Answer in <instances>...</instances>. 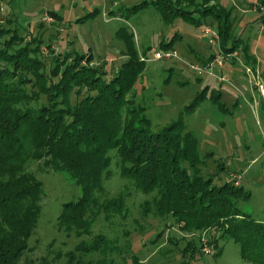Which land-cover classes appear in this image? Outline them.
Wrapping results in <instances>:
<instances>
[{"label": "rangeland", "instance_id": "374dc122", "mask_svg": "<svg viewBox=\"0 0 264 264\" xmlns=\"http://www.w3.org/2000/svg\"><path fill=\"white\" fill-rule=\"evenodd\" d=\"M141 1L0 0V26L14 31L31 49L38 44L35 57L42 62L45 73L57 59L83 56L87 65L106 80L127 61L125 47L115 32L122 29L131 34L133 51L139 61L145 62L127 97L144 109L143 115L154 132L180 120L196 140L200 175L214 186L237 184L248 194L247 199L237 201L238 210L264 225V56L259 54L264 52V0L213 3L229 26L228 42L238 44V56L229 70L215 66L208 70L215 78L197 75L188 66L203 68L210 56L220 52L218 41L201 38L198 33L208 27L216 33L217 22L206 17L192 24L178 18L164 25L152 7L127 17L117 16L118 9H128ZM43 16L52 23H42ZM170 40L168 50L160 48V44ZM163 52L171 54L170 58L154 60V53ZM248 59L255 65L248 64ZM220 77L225 81L220 82ZM92 94L81 86L68 95L69 105ZM199 94L201 101L192 105ZM211 95L218 96L220 107L211 101ZM44 102L43 97H38L29 106L36 108ZM190 105L193 108L188 109ZM107 156L109 175L102 183L104 197L113 199L122 194L126 217L106 223L99 216L91 234L114 242L112 264H130L132 258L138 264H246L238 257L237 244L216 239L219 234L215 231L181 232L169 218L145 215L143 204L149 197L136 192L129 180L119 176L114 150ZM36 165L30 163L29 171L41 184L43 197L35 227L26 242L31 253L24 259L45 257L47 264H64V253L81 240L88 243V238L66 236L56 226L61 205L75 202L80 191L65 174L44 172ZM214 238L215 246L209 244Z\"/></svg>", "mask_w": 264, "mask_h": 264}, {"label": "trees", "instance_id": "16d2710c", "mask_svg": "<svg viewBox=\"0 0 264 264\" xmlns=\"http://www.w3.org/2000/svg\"><path fill=\"white\" fill-rule=\"evenodd\" d=\"M213 3L215 0H143L118 9L117 16L152 7L164 25L178 18L198 24L199 18L210 17L217 22L220 51L232 53L238 44L228 42L229 26ZM10 32L0 26V264H18L20 259V264H47L45 257L24 259L31 253L26 242L43 197L41 184L29 171L30 163L44 172L65 174L79 188L75 202L61 205L56 226L66 236L88 238V243L81 240L64 253V264H112L114 242L91 234L99 216L106 223L126 217L122 194L104 197L102 183L109 175L107 153L111 150L119 161V176L149 197L143 204L145 215L169 218L181 232L215 231L219 234L216 239L237 244L241 262L264 264V225L237 208V201L247 199L248 194L235 183L214 186L204 179L198 168L196 140L180 120L154 132L144 109L127 97L144 64L133 51L131 34L122 29L115 32L127 61L106 80L83 56L57 59L45 73L35 57L38 44L31 49ZM171 44L172 40L160 48L168 50ZM81 86L93 94L70 106L68 95ZM38 97L45 104L31 108L29 104ZM201 99L197 95L192 105ZM210 99L219 106L217 95ZM216 239L209 244L215 246ZM130 264L138 263L132 258Z\"/></svg>", "mask_w": 264, "mask_h": 264}, {"label": "built area", "instance_id": "2783aa9c", "mask_svg": "<svg viewBox=\"0 0 264 264\" xmlns=\"http://www.w3.org/2000/svg\"><path fill=\"white\" fill-rule=\"evenodd\" d=\"M41 22L44 23V24H48V23H52V20L50 18H48L47 16H43L41 18ZM198 33H199V36L201 38L210 37L211 39H214V40L217 41L216 33L213 32V30L211 28L209 29V27L208 28H204V29L201 28ZM170 56H171V54H168L167 52L154 53V60L168 59V58H170ZM237 56L238 55L235 52H232L230 54L218 53L217 55L213 56V58L211 59V61L209 62V64L206 67L203 66V68H200V67H198L196 65H189L188 68L191 71H194L195 73H197V75H199L201 73V74H206L208 76H212L208 72V70L209 71L211 70L212 66H216L218 68H221L224 63H227L230 60H235V58ZM142 61L145 62V60H142ZM219 80L221 82H224L225 81V79L223 77H220ZM202 252H203V254H206L207 253V251L204 250V249L202 250Z\"/></svg>", "mask_w": 264, "mask_h": 264}, {"label": "crops", "instance_id": "0c3cea01", "mask_svg": "<svg viewBox=\"0 0 264 264\" xmlns=\"http://www.w3.org/2000/svg\"><path fill=\"white\" fill-rule=\"evenodd\" d=\"M263 14H264V12H263ZM261 23H262V21H261ZM261 28V27H260ZM257 50V49H256ZM233 52H235L237 55H238V51L236 50V51H233ZM219 53H222V54H224L222 51H220ZM227 54H230V53H227ZM259 54H261V55H263L264 56V52H260L259 51ZM213 58V56H210L207 60H206V62H205V64L203 65V66H207L208 64H209V62L211 61V59ZM249 61H248V64H250V65H255V61L253 62L251 59H248ZM233 64H235L234 63V60H230V61H228L227 63H224L223 65H222V67L221 68H218V67H216L217 69H222V68H226V70H229L228 69V67H231ZM255 67V66H254ZM208 76V75H207ZM212 77V76H211ZM212 78H214V76L212 77ZM216 81H218V80H216ZM219 82V81H218ZM221 82V81H220Z\"/></svg>", "mask_w": 264, "mask_h": 264}]
</instances>
